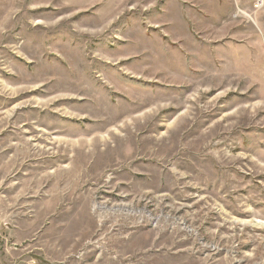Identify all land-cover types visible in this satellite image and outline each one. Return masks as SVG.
I'll use <instances>...</instances> for the list:
<instances>
[{
  "label": "rangeland",
  "instance_id": "1",
  "mask_svg": "<svg viewBox=\"0 0 264 264\" xmlns=\"http://www.w3.org/2000/svg\"><path fill=\"white\" fill-rule=\"evenodd\" d=\"M0 264H264V0H0Z\"/></svg>",
  "mask_w": 264,
  "mask_h": 264
},
{
  "label": "built area",
  "instance_id": "2",
  "mask_svg": "<svg viewBox=\"0 0 264 264\" xmlns=\"http://www.w3.org/2000/svg\"><path fill=\"white\" fill-rule=\"evenodd\" d=\"M262 6H263V4L257 2V5H256L257 8L262 7Z\"/></svg>",
  "mask_w": 264,
  "mask_h": 264
},
{
  "label": "crops",
  "instance_id": "3",
  "mask_svg": "<svg viewBox=\"0 0 264 264\" xmlns=\"http://www.w3.org/2000/svg\"><path fill=\"white\" fill-rule=\"evenodd\" d=\"M255 38H256V37H255ZM254 44H255V45H258V44H256V42H254Z\"/></svg>",
  "mask_w": 264,
  "mask_h": 264
}]
</instances>
